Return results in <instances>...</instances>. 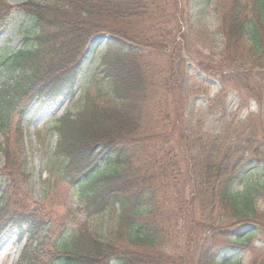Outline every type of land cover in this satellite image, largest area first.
<instances>
[{"label": "trees", "instance_id": "16d2710c", "mask_svg": "<svg viewBox=\"0 0 264 264\" xmlns=\"http://www.w3.org/2000/svg\"><path fill=\"white\" fill-rule=\"evenodd\" d=\"M208 1L187 2L188 25L206 19ZM156 6L149 0H24L17 6L0 0V29L16 11L32 23L20 49L0 60L12 82L0 88L5 135L12 115H22L34 100L74 99L91 42L107 37L101 78L87 93L84 108L62 118L55 131L57 152L65 160L62 177L81 189V202L93 211L112 210L117 227L110 240L85 231L74 241L47 240L46 251L41 240L25 264H191L183 220L192 203L210 233L196 264H215L247 247L231 238L248 237L252 229L264 240V211L256 206L264 200V182L243 194L238 191L245 172L264 168V119L254 123L257 114L240 118L222 111L205 131L192 111L187 116L176 109L178 102L189 101L191 89L164 61L168 51L158 33L166 32L156 28ZM214 14L224 46L219 63L236 68L235 80L241 81L264 58V0L243 5L216 0ZM243 89L252 92L249 82ZM224 97L218 94L209 108ZM164 130L180 132L178 141L193 175L191 202L181 157L164 154ZM102 163L111 170L96 175ZM28 215L21 214L15 224L44 237L46 232ZM169 244L174 254L168 256ZM182 244L183 254L177 251ZM248 249L253 252L250 264H264V243L258 250Z\"/></svg>", "mask_w": 264, "mask_h": 264}, {"label": "rangeland", "instance_id": "374dc122", "mask_svg": "<svg viewBox=\"0 0 264 264\" xmlns=\"http://www.w3.org/2000/svg\"><path fill=\"white\" fill-rule=\"evenodd\" d=\"M6 1L12 6H17L24 0ZM149 1L157 2L156 8L160 13L156 24L158 32L159 30L166 32V34L158 33L160 42L165 43L168 51L164 61L167 65L171 63L173 69L180 72L179 77L183 75L187 79L188 88L191 89L189 101L178 102L180 104L176 109L181 113L185 112L187 116L192 111L194 121L201 120L205 131L214 126V122L220 118L222 111L236 113L240 118L257 114L253 117L254 123L261 122V117L264 119V58L259 62L256 60L258 63L253 73L242 75L241 81L237 82L236 68L220 65L224 46L218 32L219 23L214 14L216 0L207 2L206 19L202 20L200 25L193 19L191 25L184 20L188 19L186 6L189 0ZM240 1L243 5L248 0ZM178 25L181 27L180 31ZM31 27L29 17L18 11L12 14L0 29V60L6 52L20 49L25 30ZM104 46L105 39L97 40L92 44L74 99L63 98L57 103L36 101L23 117L14 116L8 135H4L0 128V175H2L0 176V250L6 244H13L9 247L10 255L2 264H23L29 258L28 254L23 255L24 249L28 251L41 247L46 251L47 240L55 242L61 237L62 242L74 241L81 231L95 235L97 233L107 240L114 235L118 223L114 213L112 211L96 213L87 204L81 202L79 193L81 189L61 178L62 174L60 175L59 171L64 161L55 153L58 137L54 126L60 118L75 115L85 105V95L101 78ZM179 77L177 84H180ZM248 82L252 92H245L243 89ZM8 83H10L9 77L4 65L0 63V87ZM177 86L179 87L176 92L178 97L181 94L180 85ZM220 93H223L225 97L222 101H217L220 104H217L216 108L210 109L211 101L215 100ZM21 122L25 150L21 149V136L17 129ZM164 132L168 135L164 154L181 157L184 185L187 195L191 196L189 201L191 202L193 175L178 141L180 132L174 130H164ZM103 164L99 172L108 170V166ZM18 169L21 171V177L17 176ZM241 182L238 187L241 194L247 190H253L258 184L264 182V168L250 169L245 172ZM256 206L264 211V200L260 199ZM186 210V219L183 220L186 236L184 244L189 243L191 264H196L201 247L208 244L207 237L210 233L207 232L196 203L188 205ZM28 212L32 213L33 219L43 233L46 232L44 237L32 235L27 241L25 238L19 240V231L12 225L17 222L21 214L28 215ZM246 234H249L248 237L243 235L238 240L236 237L231 239L247 247L237 249L230 257L221 258L216 264H250L253 252L248 247L258 250L264 240L259 235V231L254 229ZM185 249L182 244L177 251H182L183 254ZM165 251L168 256L174 254L171 244Z\"/></svg>", "mask_w": 264, "mask_h": 264}, {"label": "bare ground", "instance_id": "6f19581e", "mask_svg": "<svg viewBox=\"0 0 264 264\" xmlns=\"http://www.w3.org/2000/svg\"><path fill=\"white\" fill-rule=\"evenodd\" d=\"M3 253H4V252H0V260H1V258H2Z\"/></svg>", "mask_w": 264, "mask_h": 264}]
</instances>
